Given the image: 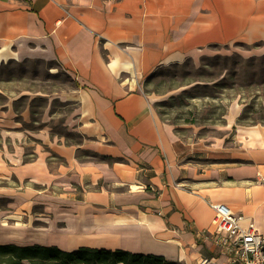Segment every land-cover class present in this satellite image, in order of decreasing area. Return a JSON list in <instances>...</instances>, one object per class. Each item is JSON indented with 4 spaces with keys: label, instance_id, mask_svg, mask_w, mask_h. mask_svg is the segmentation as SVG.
Masks as SVG:
<instances>
[{
    "label": "crops",
    "instance_id": "crops-1",
    "mask_svg": "<svg viewBox=\"0 0 264 264\" xmlns=\"http://www.w3.org/2000/svg\"><path fill=\"white\" fill-rule=\"evenodd\" d=\"M233 42L264 43V0H0L1 62L58 63L75 84L66 126L81 139L45 138L61 160L54 170L41 145L30 161L22 146L8 152L9 174L42 187L17 195L9 219L32 237L9 244L230 264L214 243V204L264 236V124L238 125L235 102L225 116L233 135L183 136L143 92L158 70ZM16 112L11 132L31 124V110L18 112L23 122Z\"/></svg>",
    "mask_w": 264,
    "mask_h": 264
},
{
    "label": "rangeland",
    "instance_id": "rangeland-1",
    "mask_svg": "<svg viewBox=\"0 0 264 264\" xmlns=\"http://www.w3.org/2000/svg\"><path fill=\"white\" fill-rule=\"evenodd\" d=\"M74 87L73 79L56 62H0V243L9 244L17 239L25 242L32 237L31 233L23 234L22 219L9 217L14 215L17 195L42 189L37 183L19 181L9 174L8 152L22 146L26 151L25 160L30 161L41 145V152L49 153L47 160L54 170L61 160L51 155L49 144H44L45 138L81 142L66 126L77 108L75 102L68 100ZM143 92L151 99L159 119L175 126L183 136L212 141L230 131L233 135L225 118L232 104L238 102L244 106L241 116L244 120L240 118L238 125L252 124L251 118L258 119L264 114V43L213 45L197 60L155 72L145 83ZM251 103L256 105V113L247 108ZM11 109L17 111V120L21 122L23 117L18 112L31 110L32 114L31 124L24 122L18 131H13L20 136L17 142L8 138L13 132L5 128V122L12 117ZM232 135L227 138L229 144H232ZM47 188L56 189V186L49 182Z\"/></svg>",
    "mask_w": 264,
    "mask_h": 264
},
{
    "label": "trees",
    "instance_id": "trees-1",
    "mask_svg": "<svg viewBox=\"0 0 264 264\" xmlns=\"http://www.w3.org/2000/svg\"><path fill=\"white\" fill-rule=\"evenodd\" d=\"M228 85L226 81H223ZM253 101V99H252ZM247 108L256 113V105ZM263 111V109H262ZM264 114L258 119H252L253 124H264ZM244 120V117L241 118ZM240 123V122H239ZM0 264H180L167 261L163 257L145 256L122 250L115 252L81 248L67 252L57 247L18 246L13 244L0 245Z\"/></svg>",
    "mask_w": 264,
    "mask_h": 264
},
{
    "label": "built area",
    "instance_id": "built-area-1",
    "mask_svg": "<svg viewBox=\"0 0 264 264\" xmlns=\"http://www.w3.org/2000/svg\"><path fill=\"white\" fill-rule=\"evenodd\" d=\"M216 211L215 240L229 258L230 264H264V236L256 234L253 225H242L243 217L224 204L211 205ZM197 264H212L203 257Z\"/></svg>",
    "mask_w": 264,
    "mask_h": 264
},
{
    "label": "bare ground",
    "instance_id": "bare-ground-1",
    "mask_svg": "<svg viewBox=\"0 0 264 264\" xmlns=\"http://www.w3.org/2000/svg\"><path fill=\"white\" fill-rule=\"evenodd\" d=\"M4 59H7V56H4L3 53L0 52V62Z\"/></svg>",
    "mask_w": 264,
    "mask_h": 264
}]
</instances>
